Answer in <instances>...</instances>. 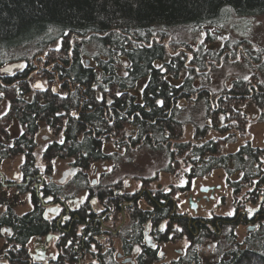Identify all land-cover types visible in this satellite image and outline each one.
Segmentation results:
<instances>
[{"label": "trees", "instance_id": "obj_1", "mask_svg": "<svg viewBox=\"0 0 264 264\" xmlns=\"http://www.w3.org/2000/svg\"><path fill=\"white\" fill-rule=\"evenodd\" d=\"M232 16H264V0H0V69L18 62L33 68L39 58L62 71L71 87L65 138L70 151H85L83 164L120 157L103 156L105 141L118 152L148 150L164 156V173L185 165L187 190L193 180L216 170L229 178L236 175L237 183L228 182L236 194L244 186L264 188V151L248 144L223 155L221 146L228 140L205 141L212 132L242 133L243 113L237 107L245 101L259 110L264 123L263 84L252 86V78L242 77L228 87L212 84V74L237 60L239 45L212 49L216 36L209 33L223 29ZM254 62L264 72V60ZM13 91H6L12 103L17 101L9 94ZM22 107L23 116L38 118L53 112L54 104ZM186 127L192 128L189 140L184 139ZM161 197L166 196L157 193ZM222 222H227L225 233L233 228L230 220ZM228 233L225 252L216 242L219 258L208 264H264V229L243 250L233 246L234 234ZM187 259L183 264H202L195 249Z\"/></svg>", "mask_w": 264, "mask_h": 264}, {"label": "flooded vegetation", "instance_id": "obj_2", "mask_svg": "<svg viewBox=\"0 0 264 264\" xmlns=\"http://www.w3.org/2000/svg\"><path fill=\"white\" fill-rule=\"evenodd\" d=\"M61 72L52 63L46 66L44 59L40 69L24 67L12 75L0 72V102L6 107L0 116V264H183L190 250H197L201 259L203 245H216L227 227V222H222L225 219L231 221L233 234L238 227L245 229V242L261 233L264 188L247 192L243 205L232 216L202 218L198 215L200 198L194 201L192 195H182L188 198L190 212L184 211L178 202L182 196L161 193L166 197L156 198L157 193L148 192L142 180L140 190L132 192L129 182L114 179L115 172L100 167L114 162L111 159L81 163L85 151H70L65 138L71 87ZM35 76L46 81L45 85L37 82L42 88H36L37 83L31 85ZM11 90L9 94L17 99L13 103L6 94ZM52 97L62 103L51 101ZM34 103L40 108L54 104L53 112L38 118L23 116L22 105ZM13 125L18 135L12 138L8 130ZM42 132L48 136H40ZM102 144L103 156L111 157L103 151L109 143ZM53 145L61 150H51ZM16 158H22L21 164L8 177L6 162ZM204 188L210 187L200 188L203 197L207 199L209 194L214 200L219 187L207 193L202 192ZM84 197L87 199L81 204ZM140 202L144 209L139 208ZM50 208L60 209L59 214ZM248 209L255 211L250 215ZM138 212L145 218L139 219ZM64 216L70 219H62ZM33 226L35 231L28 233ZM177 227L182 231H176ZM184 240L186 249L176 250L178 258L164 262L163 247Z\"/></svg>", "mask_w": 264, "mask_h": 264}, {"label": "rangeland", "instance_id": "obj_3", "mask_svg": "<svg viewBox=\"0 0 264 264\" xmlns=\"http://www.w3.org/2000/svg\"><path fill=\"white\" fill-rule=\"evenodd\" d=\"M231 20L232 22L228 23L223 29L219 31L210 30L209 33V36H212L210 38L216 36L213 40L214 43L211 45L212 49L221 50L239 45L236 49L237 60H229L230 62L222 70L212 74V84H216L215 89H219L223 86L228 87L231 85L233 81L236 80V77H248L250 79L252 78V86L255 85L254 83H261L264 85V72L260 70L262 64H255L254 62V60L257 59L261 61L264 60V16L246 20H241L232 16ZM199 34H202L201 37L202 40H204V32H199ZM199 34L197 35L199 36ZM241 44H245L244 46L246 49L244 46L240 48ZM228 56L230 58V54H228ZM243 59H245V61H242ZM39 60H37V62H32L33 67L37 66L39 69L42 68V62H39ZM37 82H41V84L43 83L44 85L46 84L43 77L35 76L31 81V85ZM141 86L142 84L132 93L138 95ZM5 109V103L1 101L0 116L4 113ZM237 109L243 113L244 131L242 133L232 132L224 136L212 132L205 141L228 140V143L222 144L221 146V153L223 155L234 154L240 147L248 144L254 149L264 151V123L261 122V113H259V110L248 101L239 104ZM8 131L12 138L18 135V128L15 125L11 126ZM191 131V127L185 128V140L190 139ZM40 136L48 135L46 132H42ZM103 151L107 155H114L116 153L121 154L118 155L120 157L114 160V162L102 163L100 167L106 166L108 171L111 169V172H115L113 176L114 179H121L123 182H129L132 192H138L140 190L142 184L140 180H142L145 186L148 187L147 190L150 193H172V196L192 195L194 201L200 198V203H198V215L202 218H215V216L225 218L229 216L227 215L229 211H234V213H236V210L240 208L239 205H243L247 192H253V188L248 189V187L244 186V189L236 194L235 191L229 187L228 182L236 183L238 182V178L236 175L229 178L222 170H216L208 177L193 180L187 190L188 182L186 179V172L188 168L183 164L180 165L174 173H164L166 160L162 155L153 154L148 150L129 153L118 152L112 143L107 144ZM21 161L22 158H16L12 160V162H6V166L8 165L9 168L8 177H10L13 172L17 171ZM202 187H219L218 190H215V199L211 200L209 194L205 195L208 197L205 199L202 193L199 192ZM158 188H161L160 191ZM178 202L180 209L190 212L189 208H187L188 198H186V196L179 197ZM139 208L144 209L145 204L140 202ZM231 231L232 229H228L226 233ZM226 233L223 231L220 237L216 239L217 242H220L221 247H219L222 248V252L226 250V244L224 243L226 241L224 234ZM244 237L245 229L238 227L234 234L235 242L233 246H238L242 250L245 249ZM186 245L187 242L184 240L164 246L162 250L166 252L164 262L171 263V260H176L178 258L176 250L183 251L186 249ZM116 247V245L113 246V248ZM215 247L216 245L213 246L212 243L202 246L201 250H204L200 259L202 264L212 263L214 259L219 258L217 253L213 250Z\"/></svg>", "mask_w": 264, "mask_h": 264}, {"label": "snow or ice", "instance_id": "obj_4", "mask_svg": "<svg viewBox=\"0 0 264 264\" xmlns=\"http://www.w3.org/2000/svg\"><path fill=\"white\" fill-rule=\"evenodd\" d=\"M66 35H67V33H66ZM21 67H23V66H21ZM126 67H127V65H126ZM160 67H161V71H164L163 67H162V66H160ZM124 75H128V73L125 72ZM244 79H248V77H244ZM35 87H36V88H42L43 86H42L41 84L37 83V84L35 85ZM145 87H147V85H146ZM104 90H105V91H108L107 88H105ZM53 91H55V89H53ZM2 95H3V93H0V96H2ZM116 95L119 96V95H122V93L117 92ZM97 99L100 100V99H103V97H102V96H101V97H97ZM107 103H108V104H111V103H112V100L109 99V100L107 101ZM156 104L162 107V106L164 105V101H163V100H157V101H156ZM89 107H90V105H89ZM60 114H61V113H58V115H60ZM72 115H76V113H72ZM59 142H60L61 144H63V143H64V140L61 139ZM262 162H264V161H262ZM110 170H111V169H109V171H110ZM94 183H95V181H94ZM125 183H127V182H125ZM47 199L50 200V199H52V198H51V197H48ZM86 199H87V197L82 198L81 201H80V203L83 204V203H84V200H86ZM91 203L95 204L96 201H95V200H92ZM77 207H79V205H77ZM49 211H50V212H56L57 214H59L60 209H58V208H50ZM247 211H248L249 214L251 215L252 212L255 211V209H248ZM227 215H229V216L234 215V211H229V212L227 213ZM62 219H64V220H68V219H70V217H68V216H64V217H62ZM161 230H162V231L164 230V226L161 227ZM3 231L8 232L9 234H11L9 229H4ZM176 231H182V229H180L179 227H177V228H176ZM68 243L71 244L72 241H68ZM153 247H155V245H153ZM137 251L139 252L140 249L137 248ZM40 258L42 259L43 256L41 255ZM54 258H55V257H54Z\"/></svg>", "mask_w": 264, "mask_h": 264}, {"label": "water", "instance_id": "obj_5", "mask_svg": "<svg viewBox=\"0 0 264 264\" xmlns=\"http://www.w3.org/2000/svg\"><path fill=\"white\" fill-rule=\"evenodd\" d=\"M24 65H25V64L22 63V62L9 64V65L3 67V68L1 69L0 72H1L2 74L12 75V74H14L16 71L23 69V68H24ZM21 66H23V67H21ZM39 84H40V83H39ZM208 191H214V189H213V188H204V189L202 190V192H204V193H207ZM258 227H259V226H258ZM258 227H256L255 229H257ZM255 229H254V230H255Z\"/></svg>", "mask_w": 264, "mask_h": 264}]
</instances>
